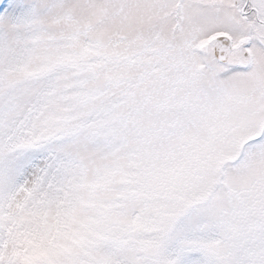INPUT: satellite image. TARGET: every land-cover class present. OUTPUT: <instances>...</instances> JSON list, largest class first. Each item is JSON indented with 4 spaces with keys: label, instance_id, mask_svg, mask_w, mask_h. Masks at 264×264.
<instances>
[{
    "label": "snow or ice",
    "instance_id": "1",
    "mask_svg": "<svg viewBox=\"0 0 264 264\" xmlns=\"http://www.w3.org/2000/svg\"><path fill=\"white\" fill-rule=\"evenodd\" d=\"M0 264H264V0H0Z\"/></svg>",
    "mask_w": 264,
    "mask_h": 264
}]
</instances>
